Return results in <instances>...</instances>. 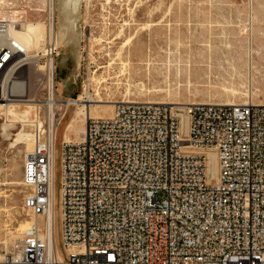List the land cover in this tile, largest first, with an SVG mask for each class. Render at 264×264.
<instances>
[{"label":"built area","instance_id":"obj_1","mask_svg":"<svg viewBox=\"0 0 264 264\" xmlns=\"http://www.w3.org/2000/svg\"><path fill=\"white\" fill-rule=\"evenodd\" d=\"M55 1L38 9L43 47L28 50L9 35L27 18L5 19L0 0V102L7 73L24 74L34 80L38 111L22 168L21 210L31 221L0 250V264H264V102L248 97L184 107L120 100L111 116L87 119L78 140H62L59 262L49 217L53 147L68 100L57 94Z\"/></svg>","mask_w":264,"mask_h":264},{"label":"rangeland","instance_id":"obj_2","mask_svg":"<svg viewBox=\"0 0 264 264\" xmlns=\"http://www.w3.org/2000/svg\"><path fill=\"white\" fill-rule=\"evenodd\" d=\"M43 3V0H5L4 17L17 21L19 15L42 26L44 13L38 9L43 8ZM77 17L81 31L79 46L73 37L66 48V63L62 62L65 49H59L56 70L59 96L75 98L88 83L93 97L97 89L103 100L113 103L123 99L225 103L243 100L249 86L264 90V0H81ZM133 34L134 43L121 50V44ZM107 49L110 55L106 54ZM77 50L81 51L79 68H76ZM68 77L70 81L62 87L59 82ZM99 77L104 81L97 84ZM10 78L6 99H33L31 76ZM111 109L112 105L99 104L91 106L89 114L104 116ZM5 120V110L0 109V250L6 245L10 247L20 233L14 229L22 221H28L21 210L22 168L28 147L24 144L13 147L15 136L4 137ZM66 123L71 125L65 133L76 138L84 127L83 115H78L75 107L69 108L58 129L55 238L63 260L65 249L57 205L61 140ZM17 132L11 130V134ZM156 196L159 201L166 198L164 192Z\"/></svg>","mask_w":264,"mask_h":264},{"label":"bare ground","instance_id":"obj_3","mask_svg":"<svg viewBox=\"0 0 264 264\" xmlns=\"http://www.w3.org/2000/svg\"><path fill=\"white\" fill-rule=\"evenodd\" d=\"M56 1L58 2V5L55 6V10L58 11V17H57V23L55 25V35H56L58 45L65 49L63 51L64 56L62 58V62L66 63V61H67L66 48L68 47V45H70L72 43L73 37H75V39H76V43H75L76 46H79V44H80V33H81V31L79 30V28L77 26V24H78L77 15H78V10H79L80 4H81V0H56ZM5 19H9V18H5ZM9 20L15 21L12 19H9ZM42 24L43 25L41 26V24L39 22H36V21H24L21 24V26H15V27L11 26L10 31H9V35H10L11 39L16 41L20 45L24 46L28 50H40L43 47V44L45 41V34H46V30H47L45 23L42 22ZM135 39H136V35H134V34L130 35L121 44L120 49L122 50V49H127L128 47L130 48V46L134 43ZM74 51H75V49H74ZM105 51H106V54L110 55V49L109 50L107 49ZM80 53H81V51L77 50V52H76V68L80 67V60H79ZM118 53H120V52H118ZM11 76H12L11 73L8 72L6 77H5V83H4L5 100L3 102H0V109H4L5 114H6V120L2 124V131H3L4 137L6 136L9 138L10 136H15L14 140L11 142V145L13 147H16L17 145H20V144L26 145L28 147V149H26V151H25V153H26V152L30 151L32 149V146H33V141H32V137H31V132L29 129L28 121L30 120L31 117H35V116L38 117V111L36 110L34 99H31V100L13 99V98H7L6 99V94L9 92V89L11 87L10 82H9V80L11 79L10 78ZM101 77H99L100 79H96L97 84H100L102 81H104V79H101ZM69 81H70V78L68 77L66 79H63V81H60L59 83L61 85L63 83L68 84ZM11 83H13V82L11 81ZM23 83H25V82H23ZM89 85H90L89 83L86 84V86L84 85L85 87H84L83 93L79 94L74 99L67 98L68 104L66 106V111H68V109L71 107H75L76 113L78 115H83L84 127L80 130L79 135L76 138H70L67 136V134L65 132L71 124L66 123L64 128H63L64 134H63L62 140H66V141L78 140L82 136V133L85 130V124H86L87 119H89L90 117H94V116H91L89 114V112H90L89 110H90L91 106H98L99 104L102 106H111L112 105L111 113L108 115H104V117L112 115L114 103H116L117 101L113 103L112 101H109V100H103L97 89H96V94H95L96 97H93V95L89 91V89H90ZM62 87H64V86L62 85ZM57 89H58V87H57ZM247 97L249 99L252 98L253 102H255V103H263L264 102V90H261L258 88L256 89V88H253L252 86H249L247 94L245 95V98L243 100H238V101H233V102H225V103L224 102H212V101H207V102L206 101H201V102L197 101V102L198 103L236 104V103L244 102L247 99ZM7 100L9 102H6ZM122 101L136 102L139 100H129V99L125 100V99H123ZM145 102H149V103H170V102H150V101H145ZM189 103H196V101L189 102ZM189 103L183 104L181 102H171L170 104L179 105L180 107H184L185 105H187ZM20 105H25V107L22 108ZM99 117H102V116H99ZM73 119L74 118H72L71 120H73ZM75 120H77V119H75ZM61 123H62V121L59 123V126ZM18 125H20V127L17 128ZM59 126L57 128L56 140H55L54 147H53V164H52L53 199H52V208H51L49 219H50L51 227L53 228V232H54L55 252L57 253V258H58L59 262L62 263V261H64V260L61 258L60 254L57 250V244H56V238H55V223H56L55 222L56 221L55 220L56 219V217H55V207H56L55 206V184H56L55 152H56V146L58 145V141H59V135H58L59 134V130H58ZM13 129H17L18 132L16 134H11V130H13ZM23 161H24V159H23ZM209 171H211L215 175L217 174V164H216V159H215L214 155L210 156ZM21 184H22V181H21ZM36 219H37V221H40V222L43 221L44 222V216H42V215L36 217ZM30 221L31 220L28 218V221L27 220L22 221L16 227V229H14L17 232L20 231L19 236L22 233V231L29 225ZM60 226H64V218H60ZM15 240L13 241V243L10 246H12L15 243ZM5 243H7V242H5ZM5 247H6L5 250L10 249V247L7 248V245Z\"/></svg>","mask_w":264,"mask_h":264}]
</instances>
